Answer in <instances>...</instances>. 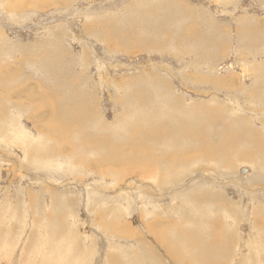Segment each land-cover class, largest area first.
Wrapping results in <instances>:
<instances>
[{"label":"rangeland","instance_id":"rangeland-1","mask_svg":"<svg viewBox=\"0 0 264 264\" xmlns=\"http://www.w3.org/2000/svg\"><path fill=\"white\" fill-rule=\"evenodd\" d=\"M0 264H264V0H0Z\"/></svg>","mask_w":264,"mask_h":264},{"label":"bare ground","instance_id":"bare-ground-1","mask_svg":"<svg viewBox=\"0 0 264 264\" xmlns=\"http://www.w3.org/2000/svg\"><path fill=\"white\" fill-rule=\"evenodd\" d=\"M26 85V84H25ZM23 88V87H22ZM28 90V89H27ZM29 91V90H28ZM32 91V90H31ZM37 106V105H36ZM74 111V110H73ZM187 111V110H186ZM185 112V111H184ZM193 112V111H192ZM195 112V111H194ZM69 113V112H68ZM191 113V112H190ZM187 114V113H186ZM73 115V114H72ZM188 115V114H187ZM191 115H192V113H191ZM74 116V115H73ZM195 117H196V115H195ZM180 118V117H179ZM185 118V117H184ZM208 118H209V115H207L205 112L201 115V116H199L198 117V119H199V122H198V124H196V127L198 128V126L201 124V128L204 126L203 124H204V120L206 121H208ZM188 119V118H187ZM73 120V119H72ZM193 120V119H192ZM188 121V120H187ZM196 121V120H195ZM54 123V122H53ZM68 123V122H67ZM209 124V123H208ZM56 125V124H55ZM174 125V124H173ZM52 126V125H51ZM178 127V126H177ZM180 127V126H179ZM51 128V127H50ZM182 128V127H181ZM54 129H56V127H54ZM62 129V128H61ZM192 129H195V126L192 128ZM202 129H204V128H202ZM182 130V129H181ZM53 132V131H52ZM53 133H55V135H53L54 137L55 136H57V137H60V138H62L63 137V135L62 134H60V132L58 131V130H56V132H53ZM177 135V134H176ZM170 137V136H169ZM184 137V136H183ZM64 138V137H63ZM182 138V137H181ZM177 139H178V137H177ZM169 140V139H168ZM170 141V140H169ZM178 142V141H177ZM246 146V145H245ZM43 147V146H42ZM210 148H211V146H210ZM216 151V150H215ZM256 153H258V152H256ZM210 154V153H209ZM225 154H227V153H225ZM206 156H208L207 154H205ZM255 157H256V155H255ZM209 159V158H208ZM257 162H260L259 160L257 161ZM261 165H263V164H261ZM171 175V174H170ZM167 177H168V175H167ZM198 235V234H197ZM196 235V236H197ZM195 246V245H194ZM214 246V245H213ZM199 247H200V245H199ZM198 247V248H199ZM214 247H216V246H214ZM202 248V247H201ZM208 249V248H207ZM210 251H211V249H209ZM214 250V249H213ZM213 252V251H212ZM212 254V253H211ZM212 257V256H211ZM215 257V256H214Z\"/></svg>","mask_w":264,"mask_h":264}]
</instances>
